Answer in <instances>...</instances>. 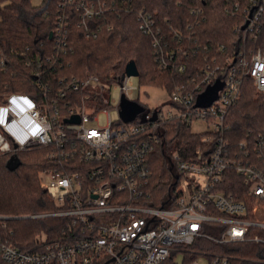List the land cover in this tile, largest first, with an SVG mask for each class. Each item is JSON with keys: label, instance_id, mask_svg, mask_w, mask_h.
<instances>
[{"label": "built area", "instance_id": "built-area-1", "mask_svg": "<svg viewBox=\"0 0 264 264\" xmlns=\"http://www.w3.org/2000/svg\"><path fill=\"white\" fill-rule=\"evenodd\" d=\"M226 2L225 13L241 22L235 26L240 47L233 53L218 44L205 47L204 65L155 109L131 99L135 89L124 72L113 82L120 86L116 122L107 109L111 97L97 75L57 72L74 55L70 30L76 20L88 39H97L114 28L107 15L131 10L123 6L125 0L59 2L53 51L32 53L27 60L33 90L0 100V152H46L51 167L39 173V180L55 211L23 218L67 223L57 236H37L26 250L0 241L4 264H178L179 256L182 264H231L225 249L232 245L264 249V127L250 128L238 142L229 122L250 87L264 94V0ZM191 14L194 22L184 35L166 32L146 9L137 13L160 70L188 72L178 59L194 46L200 49L195 29L206 19L200 6ZM7 57L0 51L4 72ZM124 98L144 108L130 122L121 116ZM99 112L108 115V125L90 126ZM75 116L79 122H71ZM173 122H185L202 136L188 159L177 149L168 152L167 126ZM203 122L209 131L195 133L193 124ZM159 148L167 153L171 173L164 191L153 170Z\"/></svg>", "mask_w": 264, "mask_h": 264}, {"label": "trees", "instance_id": "trees-1", "mask_svg": "<svg viewBox=\"0 0 264 264\" xmlns=\"http://www.w3.org/2000/svg\"><path fill=\"white\" fill-rule=\"evenodd\" d=\"M61 0H44L34 7L31 0H0V51L8 59L7 71L0 70V100L12 92L30 93L33 78L26 67L30 54L49 55L53 51L51 32L55 29L58 17V4ZM124 7L130 13L107 15L113 24L112 30L104 29L97 39H88L77 20L70 30V48L74 55L69 57L66 66L57 72L59 76H82L86 71L97 75L101 80L117 81L125 72L128 63L135 62L139 77L146 85H161L171 91L177 83L188 80L198 66H203L210 44L222 45L231 53L239 48L240 33L235 30L238 20L227 13L226 0H125ZM204 9L206 19L195 29L200 49L194 46L193 52L179 57V63L188 68L187 73L160 70L155 62L151 39L138 27L136 15L146 9L158 24L171 32L183 33L194 22L191 11L196 7ZM105 21L101 17L99 22ZM172 42L174 40L171 36ZM19 53V56L16 54ZM231 136L239 142L245 138L250 128L264 127V94L250 87L243 94L239 104L230 112ZM167 141L179 150L185 159L190 158L195 148L201 144V135L194 134L185 122H173L167 126ZM167 142V143H168ZM159 148L155 153L158 172L157 184L163 191L171 184V173L167 166V153ZM22 165L12 172L7 168L10 155H0V241L26 250L32 247L39 235L57 236L67 220L63 218L24 219L32 215L55 211L48 192L40 186L39 173L51 167L46 152L34 150L18 154ZM225 251L231 255V264H264V249L256 245H232ZM0 264H4L1 259Z\"/></svg>", "mask_w": 264, "mask_h": 264}, {"label": "rangeland", "instance_id": "rangeland-1", "mask_svg": "<svg viewBox=\"0 0 264 264\" xmlns=\"http://www.w3.org/2000/svg\"><path fill=\"white\" fill-rule=\"evenodd\" d=\"M43 1L44 0H31V3L34 7H37V6H40L43 3ZM235 22H236L235 26L241 23L239 20H236ZM86 72H89V71H86ZM102 82L105 84V89H107L105 90L106 94H108L112 100L111 105L108 106L107 109L110 111V116L112 117L113 121L116 122L119 120V114L115 107L118 105L117 103L119 102V99H120V86L114 87L113 82L115 81L102 80ZM129 82H130V85L135 89L131 99L139 102L140 104H142L148 109H155L169 100V91H167L166 87H163L161 85H156V84L146 85L141 81V78L139 76L131 77ZM95 119H96L95 121L94 119L91 120V122L89 123L90 126L106 127L108 125V115L106 113H103V112L96 113ZM205 123L206 122L194 123L192 127L193 131L198 134H202V133H205L206 131H209ZM171 151H172V147H169L168 152L170 153ZM0 155H2L1 152H0ZM157 164L158 162L156 159L155 173L158 174L160 172H158L159 168ZM39 183L41 186L40 180H39ZM176 262L178 264H182L183 257L179 256Z\"/></svg>", "mask_w": 264, "mask_h": 264}, {"label": "water", "instance_id": "water-1", "mask_svg": "<svg viewBox=\"0 0 264 264\" xmlns=\"http://www.w3.org/2000/svg\"><path fill=\"white\" fill-rule=\"evenodd\" d=\"M52 38V34H50V39ZM125 73L128 76L131 77H136L139 76V70L137 68V65L135 62H130L127 64L126 68H125ZM206 97V95L202 96L201 99H204ZM212 100L209 102L211 103ZM122 113L121 116L123 118V120H125L126 122H130L135 120V118L138 116V114H140L141 112L144 111V108L142 106H139V104L137 102L134 101H129L127 99H123V105H122ZM71 122H79V118L77 116H75ZM22 165V161L19 158L18 155H12L10 156L8 162H7V168L14 172L16 171L18 168H20V166Z\"/></svg>", "mask_w": 264, "mask_h": 264}]
</instances>
